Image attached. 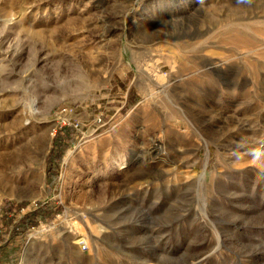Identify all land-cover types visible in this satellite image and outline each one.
<instances>
[{
  "label": "rangeland",
  "instance_id": "1",
  "mask_svg": "<svg viewBox=\"0 0 264 264\" xmlns=\"http://www.w3.org/2000/svg\"><path fill=\"white\" fill-rule=\"evenodd\" d=\"M0 239L15 264H264V0H0Z\"/></svg>",
  "mask_w": 264,
  "mask_h": 264
},
{
  "label": "trees",
  "instance_id": "2",
  "mask_svg": "<svg viewBox=\"0 0 264 264\" xmlns=\"http://www.w3.org/2000/svg\"><path fill=\"white\" fill-rule=\"evenodd\" d=\"M74 140L72 128L69 126H63L59 128L54 136V146L51 150L49 157H50V166L52 168L48 169V175L51 176V171H56L57 165L61 159V153L62 149L70 142ZM50 171V173H49ZM43 206H40L39 208L34 209L31 212H27L25 215H23L17 222H14L12 224V229L10 230V234H14L16 232L22 234L24 230L32 225H36L41 219H48L52 214V212L46 208H42ZM60 210V207H57L56 212ZM2 240L0 239V256L7 257L9 259L10 264H15L18 260L19 254H18V247H12V242L10 239L6 240L5 242L1 243ZM4 247H7L12 252L11 256H9L10 253H2L1 250H4ZM4 254V255H3Z\"/></svg>",
  "mask_w": 264,
  "mask_h": 264
},
{
  "label": "bare ground",
  "instance_id": "3",
  "mask_svg": "<svg viewBox=\"0 0 264 264\" xmlns=\"http://www.w3.org/2000/svg\"><path fill=\"white\" fill-rule=\"evenodd\" d=\"M89 228V227H88ZM79 242H86V239L85 238H76L75 241L73 243H79ZM87 245V244H86Z\"/></svg>",
  "mask_w": 264,
  "mask_h": 264
},
{
  "label": "crops",
  "instance_id": "4",
  "mask_svg": "<svg viewBox=\"0 0 264 264\" xmlns=\"http://www.w3.org/2000/svg\"><path fill=\"white\" fill-rule=\"evenodd\" d=\"M16 233H17V232H16ZM16 233H15V234H16Z\"/></svg>",
  "mask_w": 264,
  "mask_h": 264
}]
</instances>
